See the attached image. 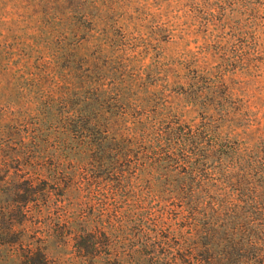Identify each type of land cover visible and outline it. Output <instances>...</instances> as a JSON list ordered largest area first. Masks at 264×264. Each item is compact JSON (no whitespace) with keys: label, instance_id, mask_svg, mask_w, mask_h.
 <instances>
[{"label":"rangeland","instance_id":"1","mask_svg":"<svg viewBox=\"0 0 264 264\" xmlns=\"http://www.w3.org/2000/svg\"><path fill=\"white\" fill-rule=\"evenodd\" d=\"M60 98L124 136L144 133L117 174L173 207L183 161L165 158L164 132L199 129L196 147L218 153L264 131V0H0V106L84 160L87 131L72 130ZM47 244L51 264H81ZM22 254L2 248L0 264Z\"/></svg>","mask_w":264,"mask_h":264},{"label":"trees","instance_id":"2","mask_svg":"<svg viewBox=\"0 0 264 264\" xmlns=\"http://www.w3.org/2000/svg\"><path fill=\"white\" fill-rule=\"evenodd\" d=\"M60 99L72 130L87 131L84 160L62 156L48 134L0 106V249L18 247L24 264H51L47 242L69 246L81 264H264V131L252 146L218 153L196 147L199 129L164 132L165 158L183 161L170 207L117 174L144 133L124 136ZM161 139L152 138L159 148Z\"/></svg>","mask_w":264,"mask_h":264}]
</instances>
